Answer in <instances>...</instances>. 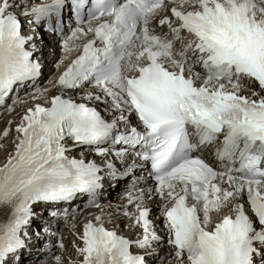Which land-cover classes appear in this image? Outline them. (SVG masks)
<instances>
[{"label": "snow or ice", "instance_id": "obj_1", "mask_svg": "<svg viewBox=\"0 0 264 264\" xmlns=\"http://www.w3.org/2000/svg\"><path fill=\"white\" fill-rule=\"evenodd\" d=\"M65 13L77 26L63 50L80 54L51 88L38 87L25 22L35 33L47 21L55 33ZM20 89L35 104L0 165V209L10 208L0 264H21L35 205L86 196L101 208L102 173L130 179L136 158L150 164L156 186L132 185L136 211L119 214L142 233L130 240L107 229L101 210L83 226L79 264H148L163 239L144 203L153 195L176 264H264V0H0V106L9 113L28 103ZM76 149L80 158L69 155Z\"/></svg>", "mask_w": 264, "mask_h": 264}, {"label": "bare ground", "instance_id": "obj_2", "mask_svg": "<svg viewBox=\"0 0 264 264\" xmlns=\"http://www.w3.org/2000/svg\"><path fill=\"white\" fill-rule=\"evenodd\" d=\"M56 48V55L60 54V50ZM60 56H62L61 58H65L66 56L64 54H61ZM59 64L56 66V70L54 72V69L50 70V67H47L44 72H45V76H44V79L47 75L51 76V79L49 81L52 80V78L56 77L58 75V71H59ZM53 71V72H52ZM43 80V78H42ZM47 81V80H46ZM43 83V85H41V88H44V87H49L51 88V85L49 84V81L46 83ZM56 89V88H55ZM55 89H51V91L49 92V96L55 91ZM22 100L26 99L28 100V103H26L27 106H25L24 108V112L23 114L25 113V111L27 110V108L29 107H33L31 105L32 101L27 95H23L21 97ZM14 107H18L17 105L14 106ZM13 112V111H12ZM11 112V113H12ZM9 114V112H5L2 117L0 118V120L4 117H6L7 115ZM23 116V115H22ZM3 130L2 132H0V140L3 138ZM17 135L18 133L14 130V140H13V143L11 144V148H10V153H12L14 151V147H15V144L14 142H16V138H17ZM7 153L6 155H4V157H1L0 158V165H2L3 163L6 162L7 160ZM113 187V186H112ZM110 186V188H112ZM115 190H119V185L118 186H115ZM120 193V192H119ZM113 194V192H112ZM112 194L110 193L109 194V197L112 196ZM125 203V200H122V198L119 200V202L116 204V208L119 209V207ZM108 203H104L103 205V208L105 206H107ZM148 206L152 207V215H151V219L154 220V223L157 225V232L159 235H161L162 238H164L166 236V232L164 231V225H163V216H162V210H161V207H160V201L159 200H154L150 203H148ZM101 210H97V211H88L84 214L81 215V217H83L85 214H88L91 213V214H95V213H99ZM10 213V208H3V209H0V223H3L7 220V217ZM120 213V212H119ZM119 213H116L115 210L113 209H108V210H105L103 215H104V222L105 221H109V219H113L112 222L110 223L111 226H110V229L113 230L114 228V224L112 223H115L117 222V220L123 222V226L122 228L120 229L121 231H123V228H127L128 225L131 223V221L126 218V217H123L122 215H120ZM81 217H79L81 219ZM157 217H160V219H156ZM77 218V219H79ZM91 216H88V218L83 222V224H81L79 227H76L74 229H69V228H65L64 230H62L61 232V235H60V239L63 241V244H64V249H66L65 251V254L62 256V258L64 259V264H69V261L71 260L72 262H74V264H79L80 260L82 259V257H80L77 252H76V247L77 246H82V240L80 239V237L82 236L83 234V226L85 223L89 222L90 220L94 221L95 222V219H90ZM75 219V220H77ZM73 220V219H71ZM65 222H70L69 221H65ZM129 232L131 234H135L134 237L136 236H140V234L142 233V230L140 228H129ZM164 241H162V252L161 253H156L157 251H154L151 255H149L147 257V260H148V264H159V262L161 264H176V261L174 259L173 256H170L169 254L173 252V249L168 246V245H165L163 243ZM49 249L50 250V247L52 248L54 245H53V240L51 239L50 240V243H49ZM159 246H154V248H159ZM54 250V249H53ZM46 254V255H45ZM21 264H55V260H51V258L49 257V254L48 252H45V253H35L34 255H31L29 257H25L24 259L21 260Z\"/></svg>", "mask_w": 264, "mask_h": 264}, {"label": "rangeland", "instance_id": "obj_3", "mask_svg": "<svg viewBox=\"0 0 264 264\" xmlns=\"http://www.w3.org/2000/svg\"><path fill=\"white\" fill-rule=\"evenodd\" d=\"M47 55H48V53H47ZM55 56H56V54H55ZM54 68H55V66L50 68V70H52ZM34 104H35V101H32L31 105L34 106ZM17 106L18 107H14V111L12 113H9L5 118L3 117L0 120V132H2V130L4 131L5 129H10L8 136L3 137L0 140V158L4 157V155H6V153H7V155H9V152H10L9 150H10L11 144L13 143V140H14V137H13L14 136V130L16 129L17 125L20 123L23 112H24V108L27 105L26 104H18ZM9 122H11V123H9ZM102 209L103 208H101L100 210H102ZM99 213L98 212L95 214L89 213V215L85 214L86 216L84 215L83 217H81V219L80 218L77 220L73 219V220H70V222H66V223L64 222L65 224H62L64 226H61L62 227L61 231L64 230L65 228L74 229L76 227H79L88 218V216H91L90 219H95V217L97 215H99ZM73 225H74V227H73ZM58 239H60V237ZM60 241H61V239L58 240V242H60ZM58 242H55L54 246L52 248L50 247V250H48L49 249V246H48L47 247L48 249L45 251V252H48L51 260L53 259L52 257H54L56 255H60L62 257L65 254L66 249H64V248L61 249V248L57 247ZM159 264H161V263L159 262Z\"/></svg>", "mask_w": 264, "mask_h": 264}]
</instances>
